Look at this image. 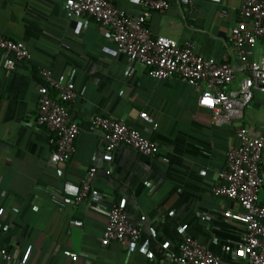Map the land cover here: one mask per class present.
<instances>
[{"label": "crops", "instance_id": "1", "mask_svg": "<svg viewBox=\"0 0 264 264\" xmlns=\"http://www.w3.org/2000/svg\"><path fill=\"white\" fill-rule=\"evenodd\" d=\"M65 1L0 0V32L23 41L31 52L15 69L0 65V250H18L11 262L0 252V264H171L188 235L227 264H247L239 248L245 232L237 216L241 207L215 196L213 186L227 152L238 144L239 128L264 136V92H255L240 117L218 124L182 77L150 76L145 65L132 64L118 51L111 28L68 18ZM113 1L132 14L143 9L140 0ZM170 1L167 10L153 13L154 33L237 63L230 30L240 19L243 0ZM263 49L260 41L254 57ZM43 68L58 81L72 80L78 92L68 108L80 133L77 152L67 162L56 157L53 133L36 123L38 89L47 83ZM239 82L240 76L233 87ZM145 111L152 121L140 116ZM97 114L139 129L160 145V153L146 156L121 145L109 161L104 134L92 123ZM92 166L97 167L92 189L104 199L77 204L75 196ZM53 190L63 193V203L50 197ZM260 200L264 203V181ZM114 203L142 227L146 253L122 242L102 243ZM66 249L76 252L77 260L66 256Z\"/></svg>", "mask_w": 264, "mask_h": 264}, {"label": "built area", "instance_id": "2", "mask_svg": "<svg viewBox=\"0 0 264 264\" xmlns=\"http://www.w3.org/2000/svg\"><path fill=\"white\" fill-rule=\"evenodd\" d=\"M190 3L191 0H182ZM143 6L139 14H132L120 8L113 0H66L64 10L68 18L83 19L86 24L95 21L112 29V38L121 54L130 62L141 63L148 68L150 76L157 79L182 77L198 93V105L213 112L216 123H230L241 116L252 102L255 92H264V49L261 57L255 58L257 44L264 41V0H243L240 19L231 27L230 44L237 63L217 60L196 51L190 41L181 43L175 38L156 34L149 21L156 11H165L170 0H140ZM31 52L23 41L4 36L0 32V65L15 69L19 62L30 59ZM46 84L38 89V113L36 123L53 133L55 154L59 161L67 162L77 152L78 124L71 120L69 104L78 92L72 80L58 81L51 70L42 69ZM240 76L239 87L233 83ZM54 89L58 95L52 93ZM140 116L148 121V112ZM93 125L100 129L106 140V157L114 159L116 149L121 145L134 148L146 156H157L160 145L148 139L143 133L118 118L97 114ZM238 144L226 154L225 165L218 171V183L213 186L217 197L236 200L241 207L237 216L245 224V232L239 248L247 264H264V203L260 200L263 185L264 136L250 133L247 127L237 131ZM97 167L92 166L77 192L74 202L101 201L104 194L93 190L91 182ZM111 173V170H107ZM57 203L64 201L60 190L50 192ZM112 241L126 243L131 250L146 253L148 242L143 238L142 227L133 223L125 207L114 203L110 208L102 243ZM17 248H1L7 262L17 258ZM66 256L77 260L78 254L69 249ZM16 264H27L20 260ZM171 264H227L221 256L212 252L205 244L192 236H185L179 244L178 253L172 255Z\"/></svg>", "mask_w": 264, "mask_h": 264}]
</instances>
